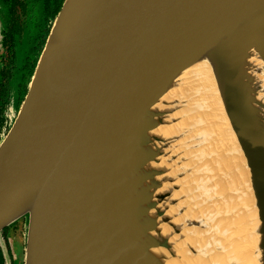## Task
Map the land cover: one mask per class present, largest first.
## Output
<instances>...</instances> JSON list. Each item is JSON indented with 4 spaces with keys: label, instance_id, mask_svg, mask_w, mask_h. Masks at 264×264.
<instances>
[{
    "label": "water",
    "instance_id": "95a60500",
    "mask_svg": "<svg viewBox=\"0 0 264 264\" xmlns=\"http://www.w3.org/2000/svg\"><path fill=\"white\" fill-rule=\"evenodd\" d=\"M247 48L264 76V0H64L0 144V233L25 219L24 264H156L138 248L153 239L142 231L145 214L136 217L133 178L146 136L202 60L264 264V162L251 158L260 115L242 83Z\"/></svg>",
    "mask_w": 264,
    "mask_h": 264
},
{
    "label": "rangeland",
    "instance_id": "374dc122",
    "mask_svg": "<svg viewBox=\"0 0 264 264\" xmlns=\"http://www.w3.org/2000/svg\"><path fill=\"white\" fill-rule=\"evenodd\" d=\"M52 1H55L57 5L63 0ZM30 2L32 26L36 27L38 22V30L44 31L42 34L44 35L46 24L44 25L42 17L43 4L41 0H30ZM41 46L42 43L39 48ZM39 48H37L38 51ZM194 103V98H192L189 102L175 105L173 116L166 118L164 123L160 122L158 129L141 146L143 153L141 151L138 162L140 166L133 178L137 195L135 201L140 207L136 217L141 218L143 213L145 214L142 217V219L146 217L143 223L145 226L141 225L142 231L145 232L146 238L153 240L138 248L145 252L152 251L156 264H173V260L166 263L163 256L177 259V262L208 264L211 254L213 264H238L235 256L237 250L241 251V247H238L239 229L241 228L237 224L239 216L237 212L240 202H244V206H249L248 196L242 195L243 184L213 108L209 111L206 107L205 114L201 116ZM19 112L20 110L16 117L14 116L15 118L12 116L8 132L2 137L0 144L12 129ZM148 165L149 168L151 165L152 171L150 172L149 168L147 169ZM152 166L156 168L153 169ZM145 171L146 174H150L146 175ZM230 173L231 176H229ZM166 181L168 185L165 184ZM147 182L149 183L146 184ZM237 188L240 193H237ZM167 191L169 194H166ZM147 217L151 220H147ZM163 220L167 223L165 224ZM161 222L167 225L171 232L169 233L175 236L180 243L173 238L174 245L169 244L170 246L166 249L159 248L163 241H161L162 238H156L155 233L161 232ZM26 234L27 223L24 218L10 225L7 235L4 232L0 233V242H3V248L8 250L7 264L25 263ZM218 253H221L220 255L224 253L225 258L229 256L233 259L223 263H214Z\"/></svg>",
    "mask_w": 264,
    "mask_h": 264
},
{
    "label": "flooded vegetation",
    "instance_id": "af4514ba",
    "mask_svg": "<svg viewBox=\"0 0 264 264\" xmlns=\"http://www.w3.org/2000/svg\"><path fill=\"white\" fill-rule=\"evenodd\" d=\"M63 1L56 5L55 1L41 0L43 23L46 24L42 35L44 31L38 30V22L36 27L32 26L30 0H0V141L23 105L41 51L58 14L53 13L58 7L60 10ZM38 42L39 45L42 43L40 48ZM8 228L1 233L7 235ZM3 246L4 243L0 242L3 264H7L8 250Z\"/></svg>",
    "mask_w": 264,
    "mask_h": 264
},
{
    "label": "bare ground",
    "instance_id": "6f19581e",
    "mask_svg": "<svg viewBox=\"0 0 264 264\" xmlns=\"http://www.w3.org/2000/svg\"><path fill=\"white\" fill-rule=\"evenodd\" d=\"M243 60H244L245 65H244V68L241 70V72H242V83H244L246 85V89H247V86H248L250 91H252V93H253L252 97L255 98V102H256L257 107L259 108V115H260V118H258V121H256V124H255L256 125V129L258 131V136H257V140H256L257 153H252L251 158L254 159V160H257L258 162H262L263 163L264 162V76L261 75L259 70L257 69V66H256V64L254 62V59H253L252 52L250 51L249 48H247L246 53L243 55ZM185 81L187 83L185 84V87L182 88V90L180 92V95H179L180 98H178L179 100L175 104L177 105V104L185 103L187 101L189 102L192 98H194L195 108H196V110L198 112H200L201 116H202L203 113L205 114L206 107H208L209 111H211L212 108H213V111H214V114H215L216 112L214 110L215 107H214V101H213L214 91H213V87H212V83H211L209 65H208L207 60H202L199 63H197L196 65H194L187 72V75L185 77ZM30 86H31V83L29 84V88H30ZM243 103L245 104V107H246V104L248 103V101L244 100ZM174 107H175V105H173L172 107L167 109V111L165 112L164 118L161 119V123H164L166 118H168L170 116L171 117L173 116V114H174L173 108ZM175 123H178V122H175ZM157 125L154 126V128L151 130V132L146 137H150L149 135L153 134V132L158 129L159 125L158 126ZM160 130H162V128ZM167 131H168V129H167ZM243 134H244L245 137H247L248 132L244 131ZM162 135H164V134H162ZM173 146H175V145H173ZM178 147H179V145H178ZM172 149H173V147H172ZM150 150H151V148H150ZM175 154H177V153H175ZM162 155H160V156H162ZM179 155H180V151H179ZM181 156H182V153H181ZM149 159H151V158H149ZM167 160H168V158H167ZM165 161H166V159H165ZM154 167L156 168V166H154ZM154 167H153V169H154ZM145 168H146V166H145ZM148 168H149V165H148L147 169ZM142 169L145 170L144 168H142ZM150 169H151V165H150V168H149V172L152 171V169L151 170ZM146 171H145V174H146ZM155 172H156V170H155ZM262 172L264 173V167L262 168ZM156 173H158V171ZM151 175H152V173H151ZM231 175L232 174L230 173L229 176H231ZM153 178H155L154 174H153ZM160 179H162V178H160ZM231 182H232V179H231ZM148 183L149 182H147L146 184H148ZM165 184H167V181H166ZM156 187H158V185H156ZM236 191H237V193H240L238 188L236 189ZM241 192L243 193L242 195L246 194L245 185H242ZM166 194H169L168 191H167ZM241 198H242V196H241ZM238 199L241 201L240 197H238ZM163 200H164V198H163ZM128 204L129 203H127V204L124 203V205H128ZM155 205H157V204H155ZM232 207H233V205H232ZM238 209H239V211L237 212V214L239 216H238L237 224L241 228V229H239V232H240V240L239 241H240V243H239L238 247H241V251L238 252V250H237V254L235 256V258H236L235 260L238 262V264H263V263L259 262V257L257 256V250L255 249V245H254L255 236L257 234V229L254 227V224L252 222L253 221V217H254V213H253V211L251 209L250 203H249V206H246V205L244 206V202H240ZM172 211H173V209H172ZM172 215H173V213H172ZM147 220H151V219L148 218ZM142 222H143V220H142ZM163 222L165 223V220H163ZM166 223H167V221H166ZM160 225H161V232L160 233H161L162 236L160 235L159 232H156L155 233V237L156 238H162L161 241H163V243L166 244L167 246L174 245L173 238L176 239V237L172 236L170 234L171 232L169 231V228L167 227V225H163L162 222H161ZM123 227H126V226H123ZM177 241H179V240H177ZM141 243H143V240L139 241V244H141ZM179 243H180V241H179ZM164 244H162V245H164ZM159 248L162 249L161 245L159 246ZM246 250H247V252H246ZM174 253H176V252H174ZM149 254H150V256H152V251H150ZM220 254L221 253H218V255L216 256V261L214 263H223L224 261L226 262V260L232 261V259H233V258H231L229 256H227L225 258L224 253H222V255H220ZM163 258L166 259V263H168L169 261L173 260L172 261L173 264H179V263H181V264H189V263H186L185 261L177 262L176 261L177 259H170V258H167L166 256H163ZM168 259H170V260H168ZM190 261H191V259H190ZM209 263L213 264V255L212 254L209 257L208 264ZM138 264H147V262L144 263V261L142 260V261L138 262ZM198 264H201V262H198Z\"/></svg>",
    "mask_w": 264,
    "mask_h": 264
},
{
    "label": "trees",
    "instance_id": "16d2710c",
    "mask_svg": "<svg viewBox=\"0 0 264 264\" xmlns=\"http://www.w3.org/2000/svg\"><path fill=\"white\" fill-rule=\"evenodd\" d=\"M57 12H59V7L55 9L53 15H56ZM0 264H3V256H2L1 249H0Z\"/></svg>",
    "mask_w": 264,
    "mask_h": 264
}]
</instances>
